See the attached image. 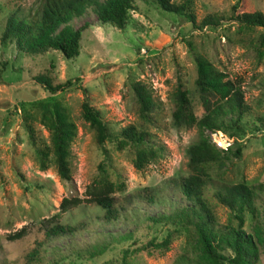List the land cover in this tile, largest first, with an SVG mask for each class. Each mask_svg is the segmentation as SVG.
Wrapping results in <instances>:
<instances>
[{"label":"rangeland","instance_id":"obj_1","mask_svg":"<svg viewBox=\"0 0 264 264\" xmlns=\"http://www.w3.org/2000/svg\"><path fill=\"white\" fill-rule=\"evenodd\" d=\"M32 1L0 0V35L7 15L25 12ZM186 1L195 24L153 0H136L123 28L98 21L94 8H87L71 22L74 27L88 25L80 53L73 58L57 50L27 55L12 43L0 42V264H180V256L195 255L191 225L179 215L166 217L187 203L178 183L190 172L186 148L200 136L195 125L172 123L171 94L177 83L187 89L195 116L204 113L194 83V52L206 56L229 78L240 80L249 106L240 130L200 131L228 157L220 169L212 166L204 199L217 224L235 225L234 212L219 203L215 193L224 184L245 182L254 187L255 214L245 212L242 228L259 246L256 264H264V44L260 43L264 27L241 25L232 16L245 10L264 14V0ZM209 14L220 17V24L200 26ZM42 72L54 82L80 78L55 94L77 126L70 146V180L61 179L52 163L46 169L37 166L24 126L23 115L28 114L37 143H49L35 107L49 93L32 78ZM137 80L150 88L156 101L146 119L138 114L131 88ZM82 88L104 122L115 130L131 123L145 128L163 147L162 155L137 169L133 147L118 149L113 139L98 144L81 117ZM237 148L238 156L233 154ZM102 175L123 184L114 194L116 204L123 207L118 218L104 219L103 209L92 203L60 209L62 198L84 197L86 185ZM53 217L75 232L45 240L29 258L35 241L45 239L43 221ZM23 226L24 236L8 238ZM164 238H169L167 248H143ZM224 252L232 254L229 249Z\"/></svg>","mask_w":264,"mask_h":264},{"label":"trees","instance_id":"obj_2","mask_svg":"<svg viewBox=\"0 0 264 264\" xmlns=\"http://www.w3.org/2000/svg\"><path fill=\"white\" fill-rule=\"evenodd\" d=\"M163 10L184 15L192 24L195 16L189 11L186 0L177 4L173 0H153ZM94 8L98 21L109 22L119 28L127 23L128 13L136 9V0H33L30 7L23 13L11 12L7 15L0 35L2 44L12 43L19 52L36 55L49 50L59 51L65 58L76 57L80 53V42L84 30L88 27L83 23L74 27V18L84 14L87 8ZM236 6L234 5L233 8ZM241 25L250 27H264V14L259 10H245L232 15ZM221 18L206 15L200 26H216ZM260 43L264 44V32L260 36ZM196 77L194 83L199 91V99L204 109L201 117L197 118L192 109L187 89L179 82L171 94L174 109L171 113L173 125L179 127L196 126L199 138L188 145L189 174L180 179L178 189L181 197L187 203L180 204L176 214L193 228L195 241L194 254L180 256V264H256L259 256V246L252 237L243 230L245 212L255 214L256 191L253 186L245 182L224 184L216 191L219 203L226 205L234 212L235 225H219L204 199V189L211 178V171L216 166H223L224 158L220 150L201 132L225 131L227 129L240 130L239 122L249 110L245 102L244 91L240 80L231 79L218 69L206 56L194 52ZM34 81L49 93L44 99L35 102L39 113V122L49 133V143L40 145L34 134L32 125L28 122V114L23 115L24 126L28 138L35 148V160L40 169H46L52 163L58 176L63 180L71 179L70 146L77 134V126L70 117L66 106L56 98L55 94L63 92L80 78L66 79L54 82L48 73H37ZM131 88L138 106V114L146 119L156 106L150 88L141 81H133ZM84 97L81 102V117L88 129L93 131L95 141L102 144L105 139H113L118 149L126 146L133 147L135 155L133 165L142 169L147 163L155 161L162 155L163 147L153 139V134L145 128L135 124H127L114 129L104 122L99 109L91 106L86 89L82 88ZM201 131V132H200ZM240 154V149L234 151ZM123 188L122 183H114L105 175L94 178L84 190V197H64L60 202V209L66 211L81 202L92 203L103 209V218L114 220L119 217L122 206L116 204L115 192ZM165 218V217H164ZM155 220V218L151 217ZM43 235L45 239L36 240L35 246L27 254L33 258L38 248L45 240L61 235L73 234L75 228L62 224L56 218L43 221ZM27 233L26 227L9 234L10 240L18 239ZM169 238L161 242L149 241L143 245L145 250L150 246L167 248ZM229 249L232 254L224 251Z\"/></svg>","mask_w":264,"mask_h":264}]
</instances>
